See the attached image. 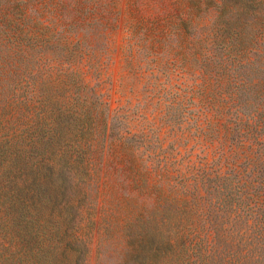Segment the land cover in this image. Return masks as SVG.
<instances>
[{"label": "trees", "instance_id": "1", "mask_svg": "<svg viewBox=\"0 0 264 264\" xmlns=\"http://www.w3.org/2000/svg\"><path fill=\"white\" fill-rule=\"evenodd\" d=\"M209 1L180 65L182 123L161 106L114 108L72 65L40 76L31 42L1 61L0 264H87L84 215L93 225L118 148L164 184L177 179L182 207L176 243L149 219L131 226L125 264H264V0Z\"/></svg>", "mask_w": 264, "mask_h": 264}, {"label": "rangeland", "instance_id": "2", "mask_svg": "<svg viewBox=\"0 0 264 264\" xmlns=\"http://www.w3.org/2000/svg\"><path fill=\"white\" fill-rule=\"evenodd\" d=\"M201 1L0 0V65L22 58V49L31 42L37 59L30 66L40 76L72 65L89 73L91 85H98L114 108L161 106L169 119L182 123L177 110L183 104L180 65L194 25L213 10L209 0ZM41 84L46 87L43 79ZM49 86L60 87L61 82L53 80ZM169 130L173 129L164 128V149L176 152L181 145L168 138ZM107 161L111 165L103 168L94 190L93 225L85 214L80 233L86 263L125 264L132 251L131 226L142 218L151 221V232L159 241L170 237L176 243L182 218L177 179L171 186L164 184L141 160L119 148L107 155Z\"/></svg>", "mask_w": 264, "mask_h": 264}]
</instances>
